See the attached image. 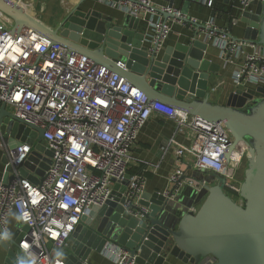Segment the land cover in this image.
I'll use <instances>...</instances> for the list:
<instances>
[{"label": "built area", "instance_id": "obj_1", "mask_svg": "<svg viewBox=\"0 0 264 264\" xmlns=\"http://www.w3.org/2000/svg\"><path fill=\"white\" fill-rule=\"evenodd\" d=\"M101 1L141 17L155 12L150 0ZM194 1L205 4L211 0ZM234 1L243 10L251 0ZM161 10L190 22L179 9L165 6ZM150 23V46L160 50L171 30L169 22L158 17ZM204 29V40L218 42L224 61L239 59L235 76L238 89L245 82L264 83V45L257 39H234L211 22ZM1 103L41 128L42 143L50 151L49 156L42 154L39 159L42 162L48 158L49 163L37 182L18 174L8 183L0 180V239L9 236L6 220L15 213L28 227L18 247L33 264H67L60 253L68 247L81 216L112 198V186L127 173L131 147L153 112L174 120L178 132L186 128L193 131L192 144L178 146L176 154H191L194 168L219 176L224 180V190L236 189L235 172L248 152L245 142H237L225 164V153L233 138L222 122L206 121L161 100L149 101L123 75L86 55L53 43L30 28L12 33L10 20L0 13ZM0 149L15 168L30 153L31 146L22 142L11 150L0 137ZM128 181L125 195L137 197L142 192L143 178L130 175ZM170 183L174 191L184 185H207L205 180L198 183L186 179L182 167L172 173ZM147 212L141 207L135 215L143 217ZM104 251L113 264H135L134 257L115 245L105 246ZM213 261L208 255L195 264Z\"/></svg>", "mask_w": 264, "mask_h": 264}, {"label": "water", "instance_id": "obj_2", "mask_svg": "<svg viewBox=\"0 0 264 264\" xmlns=\"http://www.w3.org/2000/svg\"><path fill=\"white\" fill-rule=\"evenodd\" d=\"M84 1L77 0L69 8L60 4L62 15L53 26L45 25L29 12L35 0H0V13L10 20L12 33L30 28L53 43L83 53L125 75L149 101L161 99L195 117L222 122L233 138L225 153V164L237 142H245L248 152L238 190L242 202L225 192L224 180L220 179L205 187L200 205L186 211L176 228L169 227L166 221V206L174 190L127 197L130 175L126 173L122 180L114 182L111 199L81 216L71 234L70 252H61L60 257L67 264H79L91 251L101 252L111 244L134 257L135 264H162L168 256L195 264L208 255L214 259L212 264H264V88H258L261 95L237 89L225 104L212 103L207 85L213 65L203 58L207 43L200 40L198 30L186 44L166 47L158 57L159 50L150 46L145 33L137 31V17L126 14L117 23L96 10H83ZM155 11L164 19L172 17L159 8ZM240 21L246 24L242 39H257L264 45V0H257L255 7L241 9ZM42 134L41 128L0 104V137L7 148L13 150L22 142L31 146L30 153L15 168L2 154V182L8 183L15 174L38 181L31 173L40 169L42 174L49 159H39L42 154L50 155L42 143ZM141 207L148 210L143 217L135 215ZM18 222L17 230L2 240L5 248L6 240H16L18 246L22 231L28 230ZM22 262L33 264L24 253L18 256L7 249L5 264Z\"/></svg>", "mask_w": 264, "mask_h": 264}, {"label": "crops", "instance_id": "obj_3", "mask_svg": "<svg viewBox=\"0 0 264 264\" xmlns=\"http://www.w3.org/2000/svg\"><path fill=\"white\" fill-rule=\"evenodd\" d=\"M29 1L30 0H28V2ZM75 1L77 0H35V3L32 6L30 5L29 12L34 14L35 17L45 25L53 26L62 15V9H60L61 7L59 5L67 4L69 8L74 5ZM150 2L154 11L157 8L161 9L172 3L173 8L179 9L180 12L190 20V22H187L173 16L167 18L171 30L164 46L157 54L158 57L162 55L166 47L186 44L189 40L194 38V33L198 30L200 40L207 43L203 58L207 60L209 64L213 65L207 85L208 98L212 103L225 104L229 96L238 89L235 85V76L238 70L239 59L235 57L232 62L224 61L220 56L218 42L204 40V27L211 22V24L218 29L228 31L233 38L242 39L246 24L240 21V4L234 0H211L210 3L205 4L194 0H150ZM256 2L257 0H251V7H255ZM26 6L27 5H25V7ZM81 8L83 10H96L104 16L112 17L117 23H120L126 14L132 15L123 10V8L111 6L101 0H85L81 4ZM134 16L137 17L139 21L137 31L145 33L147 40L151 33L152 24L150 21H155L158 17L163 18L157 11L153 13L146 12L143 17L138 15ZM235 20H237L236 23ZM191 22H194L195 25L191 26ZM197 25L201 30L198 29ZM123 76L125 77V75ZM125 78L127 79V77ZM130 83L138 87L133 82L130 81ZM212 88H214V90H212ZM239 88V90L250 92L253 95L258 93L261 95V93L258 92V88H264V83L260 85L252 82H245ZM170 138H173L174 142H169ZM192 140L193 131L190 128L178 132L176 131V123L174 120L158 112H153L139 130L137 138L131 147V161L127 169V174L142 177V192L148 194L153 192L164 193L166 190L171 189L172 184L170 183V177L178 167L183 168L186 179L192 178L198 183L201 180H205L207 183L206 186L218 183L220 181L219 176L211 172L197 171L194 168V159L191 154L187 152L181 156L176 154L178 146L189 147L192 144ZM2 154H5V151L0 149V158ZM39 171L31 174L38 177L40 176L39 174H41ZM3 172L4 166L0 164V180H2ZM206 186L200 187L199 184L184 185L179 190L174 191L173 196L169 199L166 206V221L169 227L176 228L179 218L186 211L197 208L200 205L206 195ZM18 223V218L15 213L8 215L6 227L9 230V235L17 230ZM23 232L24 231H22V235ZM18 235L19 231H17V236ZM72 241L73 239L70 237L68 247L62 250L63 254H68L70 252ZM6 242L7 246L5 248L4 245L6 243L0 239V264H5L7 249L13 250L18 256L20 252H22L20 246H17L16 240H6ZM104 248L101 252L91 251L85 261L89 264H113L111 258L106 254V251H104ZM162 264L189 263H184L176 257L168 256Z\"/></svg>", "mask_w": 264, "mask_h": 264}, {"label": "rangeland", "instance_id": "obj_4", "mask_svg": "<svg viewBox=\"0 0 264 264\" xmlns=\"http://www.w3.org/2000/svg\"><path fill=\"white\" fill-rule=\"evenodd\" d=\"M246 161H247V156L244 155L240 164H239V167L237 168L236 172H235V178L237 180V184H236V189L233 190V191H227L225 190V192L231 196L234 200L238 201V202H242L239 195H238V190H239V184L240 182L242 181L243 179V176H244V169L246 167Z\"/></svg>", "mask_w": 264, "mask_h": 264}, {"label": "clouds", "instance_id": "obj_5", "mask_svg": "<svg viewBox=\"0 0 264 264\" xmlns=\"http://www.w3.org/2000/svg\"><path fill=\"white\" fill-rule=\"evenodd\" d=\"M4 238L7 239L8 238V235L5 234ZM57 255H59V253H57ZM22 264H23V262H22Z\"/></svg>", "mask_w": 264, "mask_h": 264}, {"label": "trees", "instance_id": "obj_6", "mask_svg": "<svg viewBox=\"0 0 264 264\" xmlns=\"http://www.w3.org/2000/svg\"><path fill=\"white\" fill-rule=\"evenodd\" d=\"M226 190V189H225ZM227 191H230V190H227Z\"/></svg>", "mask_w": 264, "mask_h": 264}]
</instances>
